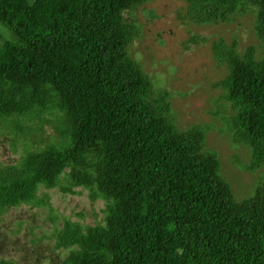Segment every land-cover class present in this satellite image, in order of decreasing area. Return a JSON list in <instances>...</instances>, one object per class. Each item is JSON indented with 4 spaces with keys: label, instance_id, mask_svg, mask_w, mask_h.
<instances>
[{
    "label": "trees",
    "instance_id": "1",
    "mask_svg": "<svg viewBox=\"0 0 264 264\" xmlns=\"http://www.w3.org/2000/svg\"><path fill=\"white\" fill-rule=\"evenodd\" d=\"M144 0H0V118L60 111L65 146L26 149L0 162V212L31 203L43 185L105 204L103 224L55 229L60 264H264V183L237 198L204 132H180L165 95L129 55L136 35L123 13ZM189 21L255 14L264 0H184ZM212 43L228 73L217 84L235 112L227 128L264 164V44ZM51 116H49V119ZM49 119L47 124H49ZM0 264H13L1 259Z\"/></svg>",
    "mask_w": 264,
    "mask_h": 264
},
{
    "label": "rangeland",
    "instance_id": "2",
    "mask_svg": "<svg viewBox=\"0 0 264 264\" xmlns=\"http://www.w3.org/2000/svg\"><path fill=\"white\" fill-rule=\"evenodd\" d=\"M184 0H144L123 13L137 33L128 45L153 84V96L165 95L169 117L180 132L202 131V151L213 153L220 163L222 178L237 198L255 193L264 183V164L254 167L250 147L234 142L227 130L235 112L217 82L228 73L219 62L212 43L237 41V50L253 47L262 55L264 44L254 30L255 14L240 13L228 21L195 23L186 15ZM28 113L22 118L24 132L16 131V118H0V162L16 163L26 149H45L67 144L62 113ZM49 116L51 118L49 119ZM49 119V124L47 120ZM229 129V128H228ZM76 194L43 185L31 203L4 208L0 212V260L13 264H60L68 249H56L53 232L65 221L83 226L103 224L105 204L93 199L86 188Z\"/></svg>",
    "mask_w": 264,
    "mask_h": 264
}]
</instances>
